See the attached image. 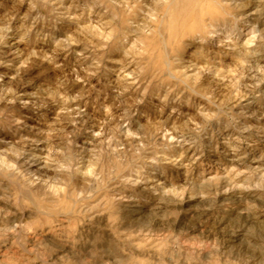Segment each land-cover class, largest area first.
Listing matches in <instances>:
<instances>
[{
  "label": "rangeland",
  "instance_id": "rangeland-1",
  "mask_svg": "<svg viewBox=\"0 0 264 264\" xmlns=\"http://www.w3.org/2000/svg\"><path fill=\"white\" fill-rule=\"evenodd\" d=\"M198 1L0 0V264H264V0Z\"/></svg>",
  "mask_w": 264,
  "mask_h": 264
},
{
  "label": "bare ground",
  "instance_id": "bare-ground-1",
  "mask_svg": "<svg viewBox=\"0 0 264 264\" xmlns=\"http://www.w3.org/2000/svg\"><path fill=\"white\" fill-rule=\"evenodd\" d=\"M175 2L176 3L169 6L166 9L168 16H169L168 27L171 28L172 30H175L177 28V26L180 27V26H183L185 24V20L180 19V23L177 26L175 25L179 22L177 18L180 16V10L184 11L183 14H185L187 16L188 14H190L193 11H198V10L201 11L203 9V7L201 6V4L199 3L198 0H175ZM178 5H181V7H179ZM186 9L188 10V12L186 11ZM195 22H196V20H195Z\"/></svg>",
  "mask_w": 264,
  "mask_h": 264
}]
</instances>
